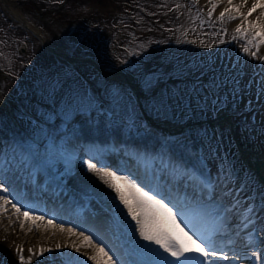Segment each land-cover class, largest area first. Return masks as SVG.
Wrapping results in <instances>:
<instances>
[{
	"label": "rangeland",
	"instance_id": "rangeland-1",
	"mask_svg": "<svg viewBox=\"0 0 264 264\" xmlns=\"http://www.w3.org/2000/svg\"><path fill=\"white\" fill-rule=\"evenodd\" d=\"M14 1V5L50 43L72 50L79 56H94L106 66L130 69L135 74L134 77L143 83L148 95L149 111L153 115L157 113V118H174L180 121L203 118L206 114L212 118L215 110L226 108L227 113L236 121L240 139L243 140L245 136L255 150H264V70L254 68L260 62L259 57L264 54L257 53V57L250 55L252 51H257L258 42V36L255 35L258 29L250 25L257 22L264 24V8L252 12L241 24L239 33L236 32L237 28L232 31L227 28L236 9L242 13L249 12L256 1L248 3L247 0H232L229 4L226 0L229 11L221 19L220 14L215 12L222 0H119L124 4L119 6L118 20L113 23L104 17L106 14L103 10H106L99 8L98 3L92 0H69L64 8H55L54 11L48 7L58 5L61 0H37L34 3L39 4L43 13L35 11L32 4L22 6L17 0ZM96 13L100 14L102 21L87 19L88 15ZM125 13L130 14V17L123 18ZM114 27L117 29L114 30ZM113 31L117 33L113 34ZM234 36L236 39H233ZM253 36L255 40L247 45L250 52L246 54L243 46ZM229 46L234 52L230 57L226 55ZM143 50L145 53L142 55ZM134 53H138V56ZM142 56L150 64L140 61ZM37 62L40 63L39 71L47 74L38 82V90L34 95L32 82ZM48 64L53 69H46ZM65 66V61L47 49L20 21L14 19L0 1L2 97L12 101L14 111L11 114L22 113L24 117L27 114L33 115V121L18 118L19 122L23 121L28 126L31 123L34 127L38 124L37 120L43 119L49 125V130H53L60 140L88 129L94 122L93 117L86 121L79 114L103 102L98 100V97H103L106 93L102 82L107 83V78L110 79L107 75L94 71L96 69L92 66ZM84 67L88 78L85 81L81 76ZM112 80L113 83L111 81L106 84L107 95L118 96L121 100L117 103L124 106L128 101L135 103L133 113L140 112L125 83ZM89 81L100 86L90 84ZM2 101L0 98V122H8L9 113L5 111L6 103ZM186 104L191 107L186 108ZM178 110L183 111V116ZM219 126L211 124L208 127L209 131L214 132L211 134L214 137L212 146L218 147L208 154L209 162L216 166L217 172L220 171L218 165L228 169V160L225 159L228 155H222L225 158L217 155L218 151L225 148L233 156L229 160L236 162L242 171L243 179L253 182L255 188L264 194V186L249 175V166L243 164L242 154H239L233 141L229 125ZM220 138L224 139V145ZM54 147L57 149L58 145ZM77 155L79 158L74 166L75 180L84 188L93 189L102 197L103 202H109L110 209L115 210L121 218L125 216L126 222L130 221L131 218L126 215L127 210L120 204L116 193L102 182L96 172L88 171L85 162L89 157L81 152ZM49 158L57 163L55 155L49 153ZM15 213L11 204L0 208V264H29V258L30 264H42L51 257L55 258L56 254L46 251L42 253L33 248V242L40 241L41 236L26 225L21 229L18 218L22 215L18 214V217ZM35 222L49 227L45 220L32 221L34 226ZM15 238H21L23 246L31 244V252H16L24 256L23 262L15 261L12 250L4 247L7 241ZM72 239L80 252L75 251L73 256L62 255L61 259L71 257L77 260L86 253L94 254L93 248L79 236V232ZM136 240L140 245H148L147 241L140 239L138 232ZM150 247L155 248L154 245Z\"/></svg>",
	"mask_w": 264,
	"mask_h": 264
},
{
	"label": "snow or ice",
	"instance_id": "snow-or-ice-1",
	"mask_svg": "<svg viewBox=\"0 0 264 264\" xmlns=\"http://www.w3.org/2000/svg\"><path fill=\"white\" fill-rule=\"evenodd\" d=\"M228 3L231 4L232 0H228ZM257 7L264 8V2L257 0V3L253 4L249 10L248 15L256 11ZM213 8H215V5ZM228 11L229 9L226 8L221 12L220 18L222 19L225 12ZM236 11H239V9H236ZM250 27L258 29L255 35L260 37V40L256 43L257 51L250 53L252 57H257L259 46L264 44V24L257 22L251 24ZM240 31L241 28L237 27L236 32L239 33ZM233 39H236V37L234 36ZM254 40L255 36H253V39L246 41L243 46L244 53L248 54L250 52L247 45L252 44ZM259 59L261 63H264V56L259 57ZM50 151L58 156H63V152L55 147L51 148ZM66 159L70 161L71 158L66 157ZM92 159L90 157L85 162L88 171L96 172L102 182L116 193L120 204L127 210L126 215L131 218L129 223L134 222V225H132L133 231L139 233L140 239L148 242V245H135L136 248L142 249L150 257L142 264H218L219 261L237 264L238 258H248L246 253L241 255L234 247L231 249L227 247V244L235 243L231 235L228 234V229L231 227L228 215H231V213L227 208L218 204L217 197L219 193L216 192L218 185L213 182L210 174L207 173L202 160L197 162L200 165L199 168L196 164H193L191 168L184 167L183 171L179 167L174 169L176 174L173 179L178 185L191 188V199L187 202L198 209V211L186 215L184 208H178L171 205L170 202H166V196L154 193L151 189L146 190L130 176L120 175L117 171L111 170L110 166L106 164H100V167L97 168V164L93 163ZM3 175L2 165H0V201H3L0 208L11 204L15 212L26 219L43 220V216H30L28 211L21 212V208L13 203L15 197L10 198V189L6 187ZM213 209L219 210L213 211ZM245 209L247 215L242 217V227L251 224V216L254 212V209L249 208L247 205ZM262 211H264V208H262ZM233 220H235V217H233ZM169 221L176 228H179L180 232L187 237V240L194 247H190L174 234ZM48 223L51 224L52 220H49ZM21 227H23V224ZM61 230L63 231V227H61ZM68 231L73 232V229H68ZM261 231H264V229H261ZM73 234L75 233L73 232ZM226 235L228 236L227 242L221 247L218 241L224 240ZM235 235L237 239L241 238L239 233ZM79 236L94 250V254L88 257L90 260L95 261L96 264H117L119 257L113 259L115 253L112 252L111 248L106 250V246L102 241L94 243V237L86 235L85 231H80ZM243 240L245 241L244 247L247 248L255 242V234L252 231H247L243 235ZM150 245H156L157 247L152 248ZM259 245H264V240H259L257 247L251 252V258H254L252 264H264V259H262L264 258V248L259 247ZM60 247L59 244L56 245L57 249ZM73 247L76 252H80L79 247L75 245ZM31 251L29 249V252ZM45 251L50 252L52 250L41 249L42 253ZM110 253L112 254L110 255ZM164 253L167 255H164ZM192 253H196V255ZM24 259V256L20 255L22 262ZM30 260L31 258H29V264ZM66 264H75V261L69 257ZM121 264H125V262H121ZM127 264H136V262L131 261Z\"/></svg>",
	"mask_w": 264,
	"mask_h": 264
},
{
	"label": "bare ground",
	"instance_id": "bare-ground-1",
	"mask_svg": "<svg viewBox=\"0 0 264 264\" xmlns=\"http://www.w3.org/2000/svg\"><path fill=\"white\" fill-rule=\"evenodd\" d=\"M255 1H257V0H247L248 3H253ZM261 2H264V0H261ZM227 5H228L227 2H224L223 4H221L220 7L217 9V12L223 11L227 7ZM10 8L15 13H18L19 15H22L21 11L16 6L13 5V6H10ZM248 16H249L248 13H244L239 18H235L232 21H230V23L227 26L229 31H232L236 27L241 25L243 23V21L245 20V17L247 18ZM27 24H28L29 28H32V29H35V30L37 29L32 22L29 21V22H27ZM259 40H260V37L258 36V41ZM45 42H46V44H45L46 47L51 45L47 41H45ZM59 52H60L59 54L62 56L64 51H62V52L59 51ZM258 52L260 54H262V53L264 54V44H261L259 46ZM233 53H234L233 52V48L229 46L226 49V55L230 57L231 55H233ZM254 67H256L257 69L261 70V69L264 68V63H261V61H260L259 63L256 64V66L254 65ZM120 74L121 73H118V74L114 75V78H118L119 80H124V79H120V78H122V75H120ZM125 80H127V83H130V80L128 78H125ZM243 87L245 88V86H243ZM263 95H264V93H263ZM2 96L3 95H2V93L0 91V98L3 99L2 102L6 103L7 106H8V103L11 104V101H9L8 99H4ZM8 110H10V109H8ZM219 117L220 118L218 120V123H220V124H225V123L228 124V123L233 122V119H232V117H230V115H228V113L226 111V108H222L221 110H219ZM178 127L179 126L177 124L171 123L168 126L163 127V129L165 131L166 130L168 131L166 133H164V132L163 133L164 134L169 133L170 135H173L174 134L173 131L177 130ZM160 128H161V126H158L157 130H160ZM238 132L240 133V131H238ZM45 135H46V130L39 129L38 132H37V135L35 136V139L37 141H41L42 139L45 138ZM245 156H246V158H248V160H252L251 156H248V155H245ZM260 156L264 157V155H262V154ZM64 159L66 160V157ZM260 194H262V193L260 192L259 195ZM85 198L86 199H91V196H90L89 192H87V191L85 192ZM217 200H220V199L217 198ZM91 201H92V199H91ZM226 204L227 203H225V205ZM219 205L222 206L221 204H219ZM246 205L249 207L248 204H246ZM184 209H185L186 215H190V214L194 213V211H192V209H187V208H184ZM244 209H245V206H244ZM59 213L65 215L67 213V211L65 209H60ZM15 215L18 216V214H16V213H15ZM258 215H259V213L253 212V216L256 217ZM261 215H262V210H261ZM17 216H15V217H17ZM18 219H19L18 225L20 227H21L22 224H23V227H24V225H26V227L32 228V232L37 233V234H39V236H41L40 241L37 240V241L33 242V248H35L36 251H41V249H51L52 251H50V252L53 253V254H56L55 259H52L53 257H51L50 261L57 262V261L60 260L62 255H64V254L73 255L75 253V248L73 247V245H75L76 247H78V245H76L74 243V240L72 239V233L73 232H69L68 231L69 227H67V228L63 227V231H62L61 227H56L55 225H53V223L55 222V220L53 218H49V220H52V223L50 224V227H46V226H44L42 224H39V223H37L34 226L32 224V221H26L24 219V217H19ZM112 223H113L112 225L115 228L121 230V234H123L122 242L125 243L124 235L127 234V233L130 234V231L128 230V228L124 229L123 228V222H119L116 217L113 218ZM169 223H170V226L173 229L174 234L178 238H180L182 241H184L190 247H194V246L191 245V242L187 240V237H185L184 234L182 232H180L179 228H176L175 225H172L171 221H169ZM128 224H130V223L128 222ZM130 225L131 226L134 225V222H131ZM23 227H21V229H23ZM247 231H251V228L248 229ZM133 233L137 234V232H134V231H133ZM130 236H131V234H130ZM218 243L221 244L220 245L221 247L224 246L223 245L224 242L220 241ZM238 243L244 245L245 241L244 240H238ZM58 244L61 246L59 249L56 248V245H58ZM23 245H24V243L22 242L21 238H19V239L15 238L13 240L7 241L4 244V247L9 249L10 251L12 250L13 257L15 258V261H20V257H19L20 255H19V253H16V252H22V251L29 252V249H30L29 247H30L31 244L29 243V245H27V246H23ZM242 245L240 246V245H237V244H233V245H230V246H227V247H228V249H231V248L234 247L236 249V251L238 252L239 250L240 251L244 250L245 247L242 246ZM262 246H264V245H262ZM155 247H157V246L155 245ZM259 247H261V245H259ZM131 249H135V246H131ZM247 249H249V250H245V251L241 252V255L246 253L248 258H246V259H239L238 258L237 264H252V261H253L254 258L250 259V257H251L250 253L253 250H255V248H253V244H252V245H249L247 247ZM46 252H49V251H46ZM192 254L196 255V253H192ZM91 255H93V254L86 253V254L82 255V259L83 258L84 259L81 260V261L77 260V262L75 264H96L95 261L90 260L88 258ZM164 255H167V254L164 253ZM144 256L148 257V255H146V254H144ZM218 264H224V263H222V261H219Z\"/></svg>",
	"mask_w": 264,
	"mask_h": 264
},
{
	"label": "water",
	"instance_id": "water-1",
	"mask_svg": "<svg viewBox=\"0 0 264 264\" xmlns=\"http://www.w3.org/2000/svg\"><path fill=\"white\" fill-rule=\"evenodd\" d=\"M33 148L34 150H38V147L33 145ZM37 148V149H36ZM26 153V151H25ZM34 162V161H33ZM36 164V163H35ZM254 166H255V171L257 174H261V178L262 180L264 181V175L262 174V171H263V167H262V163H261V160L259 158V156H256V159L254 160ZM36 172H37V175H36ZM39 171H35V176L38 178L39 177ZM34 176V175H33ZM22 180V179H21ZM16 182H17V186H16V191L19 193V195L21 196V198H23L24 196V193H22V181H19V179H16Z\"/></svg>",
	"mask_w": 264,
	"mask_h": 264
},
{
	"label": "flooded vegetation",
	"instance_id": "flooded-vegetation-1",
	"mask_svg": "<svg viewBox=\"0 0 264 264\" xmlns=\"http://www.w3.org/2000/svg\"><path fill=\"white\" fill-rule=\"evenodd\" d=\"M96 2V1H95Z\"/></svg>",
	"mask_w": 264,
	"mask_h": 264
}]
</instances>
